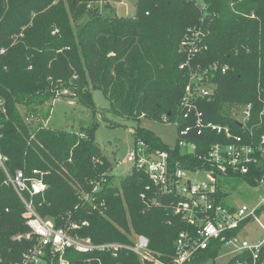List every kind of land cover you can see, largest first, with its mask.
<instances>
[{
  "label": "trees",
  "instance_id": "16d2710c",
  "mask_svg": "<svg viewBox=\"0 0 264 264\" xmlns=\"http://www.w3.org/2000/svg\"><path fill=\"white\" fill-rule=\"evenodd\" d=\"M102 0H0V149L11 172L33 170L46 173L49 188L34 200L35 210L70 234L90 238L97 244L133 245L137 236L149 240L148 250L162 261L175 254V241L187 225L173 214L169 201L147 207L140 198L150 185L148 175L132 168L119 185L111 160L95 141L97 125L77 132L55 130L27 122L33 115L47 117L42 107L55 100L57 89H68L82 103L95 109L92 90H101L110 102V112L137 124L136 143L167 151L173 168H203L200 160L215 133L187 141L197 149L182 154L177 144L170 148L142 120L173 122L189 81L186 57L180 53L183 39L194 26L202 31L192 69L203 72L215 63L228 65L210 75L211 100L198 101L206 123L230 127L256 145L264 137V0H138L134 17L104 15L94 8ZM86 22L79 24L82 18ZM203 23V25H202ZM23 33V37L20 34ZM200 67V69H199ZM71 97H64L68 99ZM252 104L246 129L237 118ZM174 123V122H173ZM194 126L180 118V130ZM179 132V127L177 128ZM137 146V144H136ZM258 168L253 172L258 174ZM253 185L257 183L243 178ZM99 185L96 192L93 189ZM94 201L84 202L83 195ZM224 194L218 188L219 203ZM92 198V197H91ZM165 198V197H164ZM166 200V199H165ZM25 205L5 183L0 169V264H21L34 241L14 238L27 233ZM244 226L241 225L240 229ZM235 232V234L237 232ZM222 248L212 246L191 264L215 260ZM66 264H151L134 252L117 256L96 252L89 255L67 250ZM42 264H61L49 254ZM228 264H254L251 253L232 257Z\"/></svg>",
  "mask_w": 264,
  "mask_h": 264
},
{
  "label": "built area",
  "instance_id": "2783aa9c",
  "mask_svg": "<svg viewBox=\"0 0 264 264\" xmlns=\"http://www.w3.org/2000/svg\"><path fill=\"white\" fill-rule=\"evenodd\" d=\"M20 36L23 37V33ZM201 37V29L194 26L191 34L183 39L180 47V53L186 57V62L180 66V69L187 68L189 81L181 101L180 115L174 122L176 127H179L178 146L181 147L182 154L192 153L197 149L194 142L187 141L193 131H196L198 136L203 135L204 132H210L220 137V140L211 144L205 154L200 157L204 167L185 170L177 164L173 168L169 161L171 158L169 152L152 150L143 141H139L126 158L127 164L144 171L149 177L150 185L140 196L147 207H161L168 200L173 214L187 225V229L181 231L176 238L175 254L171 261H162L150 253L149 240L142 235L135 237L133 245L130 246L121 243L97 244L90 238L71 235L70 230L78 228L76 224H72L69 229L57 228L52 220L41 217L35 210V198L44 195L49 188L44 180L46 173L40 170H33L30 175H26L22 170L11 172L7 167L8 158L0 149V169L5 175V183L15 190L25 205L26 212L23 217L30 229L14 239L35 240L31 248L24 253L21 264H42L49 254L58 255L61 257V264H66L62 261V257L70 249L81 255L102 252L110 253L112 256H117L122 250H128L138 255L143 263L148 261L151 264H191L199 253L212 246L228 248L234 256L249 252L254 264H264V238L250 242L242 237L245 227L240 229L241 225L253 220L264 229V225L258 218L259 214L264 213V195L253 206L234 205L231 209L220 204L218 200V176L248 177L257 185H264V137L261 144L256 145L255 142L245 138L243 134L235 133L228 126L204 122L203 114L198 110V101L204 98L211 100L214 94L215 90L210 83L209 74L219 70L226 73L229 67L215 63L203 72L192 69V62L199 51L198 42L202 40ZM5 52L6 50L2 49L0 55ZM71 95L72 98L68 100L70 104H73L72 100L76 98L75 93L72 94L68 89H57L54 101L71 97ZM2 104L0 100V108L5 112ZM251 111L252 104H249L241 110L236 119L243 131L250 120ZM180 118L192 121L194 126H187L180 130ZM30 121L31 118H28L27 122L30 123ZM164 122H168V119L165 118ZM130 131L134 133L133 130ZM256 167H259L258 174L253 172ZM201 173L206 174V179L200 182L185 178V174L199 176ZM98 187L99 185H96L93 192H96ZM82 200L87 202L95 199L85 194ZM239 229L240 231L235 234Z\"/></svg>",
  "mask_w": 264,
  "mask_h": 264
},
{
  "label": "rangeland",
  "instance_id": "374dc122",
  "mask_svg": "<svg viewBox=\"0 0 264 264\" xmlns=\"http://www.w3.org/2000/svg\"><path fill=\"white\" fill-rule=\"evenodd\" d=\"M138 0H102L95 4L100 13L118 17H134L137 11ZM86 22L82 18L79 24ZM95 109L77 99L69 103L68 99H58L44 105L41 110L48 113L47 117L40 115L31 116L30 124L33 128L40 125L66 132L79 133L82 128L97 125L95 141L103 150L104 154L111 160L113 165V176L116 185L126 177L132 170V165L126 163V158L136 148V139L131 129H136L137 124L124 118L117 117L110 112V102L101 90H92ZM238 116V115H237ZM33 118V119H32ZM175 121V120H174ZM173 121V122H174ZM154 122L142 120L141 127L153 132L164 144L174 148L177 144V127L175 122ZM193 182H200L206 179V174L199 176L185 174ZM218 186L224 194L223 203L226 205H255L264 195V185H253L241 177L226 178L218 176ZM264 225V213L258 216ZM242 237L255 242L264 238V229L258 222L253 220L244 225ZM234 255L228 248L223 247L215 260L205 264H228Z\"/></svg>",
  "mask_w": 264,
  "mask_h": 264
}]
</instances>
